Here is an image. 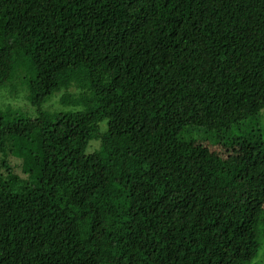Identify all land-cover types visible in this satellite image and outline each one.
I'll return each mask as SVG.
<instances>
[{"label": "trees", "instance_id": "16d2710c", "mask_svg": "<svg viewBox=\"0 0 264 264\" xmlns=\"http://www.w3.org/2000/svg\"><path fill=\"white\" fill-rule=\"evenodd\" d=\"M0 92V264H257L264 0H0Z\"/></svg>", "mask_w": 264, "mask_h": 264}, {"label": "rangeland", "instance_id": "374dc122", "mask_svg": "<svg viewBox=\"0 0 264 264\" xmlns=\"http://www.w3.org/2000/svg\"><path fill=\"white\" fill-rule=\"evenodd\" d=\"M2 92V91H1ZM0 92V93H1ZM2 94H0V106L7 108L9 107V104L16 108V110L21 111V113H24L26 115H34L35 109L28 103V100L26 97L24 98L23 93L18 98H6ZM55 99V96H53L51 100ZM48 101L47 103H49ZM47 103L44 104V107L47 105ZM261 126L264 131V120L261 121ZM97 146L96 142L91 143V147L94 148ZM257 264H264V248H261L259 251V254L256 258Z\"/></svg>", "mask_w": 264, "mask_h": 264}]
</instances>
